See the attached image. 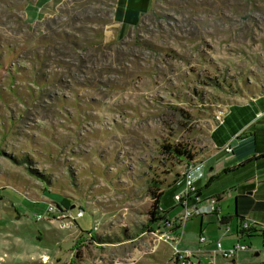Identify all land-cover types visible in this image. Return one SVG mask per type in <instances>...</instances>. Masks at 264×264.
Listing matches in <instances>:
<instances>
[{
  "label": "rangeland",
  "instance_id": "1",
  "mask_svg": "<svg viewBox=\"0 0 264 264\" xmlns=\"http://www.w3.org/2000/svg\"><path fill=\"white\" fill-rule=\"evenodd\" d=\"M118 1L0 0V264L164 263L151 191L172 215L228 107L264 93V0H145L134 22ZM62 198L84 209L75 227L36 219ZM240 243L234 264L259 261L261 237Z\"/></svg>",
  "mask_w": 264,
  "mask_h": 264
},
{
  "label": "crops",
  "instance_id": "2",
  "mask_svg": "<svg viewBox=\"0 0 264 264\" xmlns=\"http://www.w3.org/2000/svg\"><path fill=\"white\" fill-rule=\"evenodd\" d=\"M144 1L119 0L117 18L134 22L143 11ZM210 139L208 153L204 159L193 163L189 173L200 198V213L193 215L185 223L186 231L184 230L181 246L190 249L198 246L197 238L199 234L203 233V223L205 220L213 219L208 217L213 213L208 212V204L203 203V199L208 196L215 197L217 209L230 225L231 232L222 233L223 228L216 223V215L213 214L220 235L209 237L220 239L224 247H230L237 241L241 242L247 238L259 236L261 237V248L259 251H255L254 255H260V259L253 263L264 264V239L261 232L256 229L249 236H241L235 232L237 222L242 219H254L264 224V93L247 97L241 103L231 104L223 115L222 121L210 132ZM226 145L231 146V152H225ZM228 191L234 197L233 211L228 208L227 203L222 204L226 199L223 196ZM224 207L225 211H223ZM180 211L181 206L176 205L173 214H166L164 218L173 217ZM205 215L207 218H204ZM196 227L199 230L197 237L190 241L191 246L189 244H185V246L186 235L193 234V231H187V229L193 230ZM185 233L187 234L185 235ZM223 240L229 241L224 243ZM167 249V244H159L155 256L161 254L160 251L164 252ZM238 254L239 252L231 260L217 257L215 264H220V261L223 260L234 264L239 257ZM202 257L198 259H201L204 264H210Z\"/></svg>",
  "mask_w": 264,
  "mask_h": 264
},
{
  "label": "built area",
  "instance_id": "3",
  "mask_svg": "<svg viewBox=\"0 0 264 264\" xmlns=\"http://www.w3.org/2000/svg\"><path fill=\"white\" fill-rule=\"evenodd\" d=\"M224 150L225 152H231L232 148L226 145ZM192 166V164L188 165L182 173L184 188L173 196L176 205L181 206L180 213L173 217L163 218L160 222L152 225L151 229H147L149 234L152 235V241L157 242L154 249H156L160 242L167 244L170 248L171 254L169 258L162 264H204L201 259H198L204 254H208L211 257L210 264H215L217 257L231 260L238 252L249 249L247 245L241 244L238 241L230 247H224L220 239L210 238L203 233L198 235V246L196 248L190 249L181 246L185 223L193 215L200 213V198L197 196L196 187L189 177ZM208 212L216 215V221L223 228L224 234L231 232L230 225L217 209V199L215 197L210 198ZM83 216L84 209L80 207L76 209L71 207L66 208L59 203L48 202L45 207V213L37 215L36 219L42 220L46 218L50 221L54 220L59 229L66 230L75 227L77 220ZM253 228L260 231L264 239V224L254 219H242L237 222L235 232L240 235V232Z\"/></svg>",
  "mask_w": 264,
  "mask_h": 264
},
{
  "label": "trees",
  "instance_id": "4",
  "mask_svg": "<svg viewBox=\"0 0 264 264\" xmlns=\"http://www.w3.org/2000/svg\"><path fill=\"white\" fill-rule=\"evenodd\" d=\"M162 147V152L165 154L170 155L171 157L175 158L178 160V162L182 163V162H186V163H190L193 161L194 159V154L191 152V150L185 146L183 147H178L175 145H170V144H164L161 146ZM162 191H159L158 193H155L154 191H151V195H153V203L151 205V209L149 210V219L148 222L145 223V230H149L152 228L151 225H154L155 223H157L159 221V219H162L164 215H162L161 213H163V211L159 208V200L160 197L162 195ZM62 206L66 207V208H70L71 207V203L67 202L64 198H62V200L60 201V203ZM225 219V218H224ZM256 231V229H249L246 230L244 232H240V235H252L254 232ZM258 231V230H257Z\"/></svg>",
  "mask_w": 264,
  "mask_h": 264
},
{
  "label": "water",
  "instance_id": "5",
  "mask_svg": "<svg viewBox=\"0 0 264 264\" xmlns=\"http://www.w3.org/2000/svg\"><path fill=\"white\" fill-rule=\"evenodd\" d=\"M198 194H199V193H198ZM71 208H73V206H72Z\"/></svg>",
  "mask_w": 264,
  "mask_h": 264
}]
</instances>
